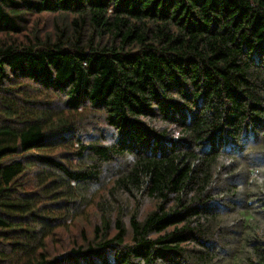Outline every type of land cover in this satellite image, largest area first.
<instances>
[{
    "label": "trees",
    "instance_id": "16d2710c",
    "mask_svg": "<svg viewBox=\"0 0 264 264\" xmlns=\"http://www.w3.org/2000/svg\"><path fill=\"white\" fill-rule=\"evenodd\" d=\"M0 264H264V0H0Z\"/></svg>",
    "mask_w": 264,
    "mask_h": 264
}]
</instances>
